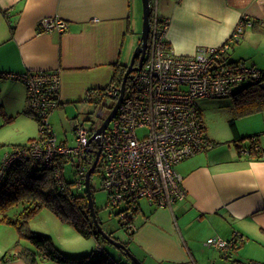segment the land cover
Segmentation results:
<instances>
[{
  "label": "crops",
  "instance_id": "1",
  "mask_svg": "<svg viewBox=\"0 0 264 264\" xmlns=\"http://www.w3.org/2000/svg\"><path fill=\"white\" fill-rule=\"evenodd\" d=\"M140 4L141 0H0V84L24 85L18 75L60 70L58 110L64 118L80 117L77 113L84 106L105 100L95 98L113 86L116 67L130 64L140 44ZM158 14L171 21L166 40L179 55L222 46L245 16L253 29L264 33V0H158ZM45 18L65 20L68 30L41 32L39 23ZM230 56L232 63L244 61ZM251 117L257 120L256 128L244 134L237 127L238 134L256 135L264 151V112ZM208 138L213 149L182 163L187 198L174 206V213L149 204V212L142 207L138 213L130 251L144 264H264V159L240 156L237 147ZM60 142L68 144L67 137ZM105 230L115 234L113 228ZM236 236L243 241L229 257L207 245L210 238ZM10 255L8 247L0 245V264H27L15 254L8 259Z\"/></svg>",
  "mask_w": 264,
  "mask_h": 264
},
{
  "label": "built area",
  "instance_id": "2",
  "mask_svg": "<svg viewBox=\"0 0 264 264\" xmlns=\"http://www.w3.org/2000/svg\"><path fill=\"white\" fill-rule=\"evenodd\" d=\"M150 1V34L143 67L108 128L99 136L100 142L90 140L103 123L87 128L77 120L73 124L74 146L60 142L50 118L61 106V71L25 72L18 78L27 90L30 112L40 126V138L16 148L0 163V183L5 172L18 161L51 168L57 180L63 179L64 166L70 163L76 187L82 190L96 152L101 149L96 170H102V187L109 205L117 210L129 236L137 229L135 222L143 202L174 213V206L187 198L184 178L176 166L214 148L198 100L234 96L236 87L258 82L263 72L256 65L232 63L228 58L232 44L240 42L246 27L253 25L247 16L222 46L200 47L195 54L179 55L166 40L171 21L160 18L158 0L156 6ZM68 27L60 18H45L39 23L40 31L46 33L61 34ZM120 88L109 87L104 96H99V102L110 97L116 104ZM256 141L254 138L252 144L259 149ZM247 152L244 148L242 154ZM242 241L239 236L231 240L214 237L207 240V245L228 257ZM97 251H102L100 244Z\"/></svg>",
  "mask_w": 264,
  "mask_h": 264
},
{
  "label": "rangeland",
  "instance_id": "3",
  "mask_svg": "<svg viewBox=\"0 0 264 264\" xmlns=\"http://www.w3.org/2000/svg\"><path fill=\"white\" fill-rule=\"evenodd\" d=\"M154 6L155 0H153ZM139 12V36L138 41L142 35L143 29V2L141 0ZM162 11V4H160ZM230 58L246 62L249 66L259 64L264 65V33L253 29L252 26L246 27L244 36L240 42L232 44L230 50ZM240 58V59H239ZM23 87V89L21 88ZM241 86L235 88L240 90ZM27 92L24 85L12 82H3L0 84V105L3 107L4 115L0 116V163L9 153H12L17 147L29 145L32 141L40 138V126L38 121L29 113V103L27 99ZM239 95H234L219 99H201L198 100V106L206 127L207 136L214 138L217 145L226 143L228 146L236 150V145L233 141L234 130L232 123L239 127L244 134L251 133L256 128L257 120L252 119L251 116L239 117L237 114V103H239ZM115 100L110 97H105L101 104H88L84 106V110L77 113L80 117L65 118L60 114L61 111L56 110L51 118L50 123L57 135L59 141H65L67 137L68 145L73 147L75 144L74 122L80 121L87 128L100 126L105 118L110 114ZM99 109H104V116L98 117ZM29 113H26L28 112ZM11 118L12 121H9ZM142 134V132H140ZM249 137V136H244ZM242 137V138H244ZM250 138L243 142L244 146L250 147ZM64 175L67 182L75 180L74 169L72 164L67 163L65 166ZM176 170L180 173L182 171V163L176 166ZM102 170L98 168L91 177V186L93 188V197L95 208L97 211V218L99 223L105 229L113 228L115 234L113 237L124 243L130 250L132 241L127 231L122 227L121 221L116 215L117 210H114L109 205L108 195L102 187ZM77 195L84 196L85 191L73 189ZM142 207L149 212L148 203L143 202ZM24 210L23 205L12 208L7 215L12 218H17ZM29 228L38 234L46 235L52 238L53 246L64 256L69 258H81L90 256L98 250L99 244L102 247L101 255H110L115 258L120 264H131L127 257L115 246L111 245L103 238L99 240L95 236H83L69 221H62L51 210L44 208L40 210L29 221ZM96 228V227H95ZM97 229V228H96ZM20 240L19 233L16 227L8 224L0 223V245L4 248L13 251L16 243ZM21 244L35 249L27 240H21ZM38 264H56L50 260H43L38 256Z\"/></svg>",
  "mask_w": 264,
  "mask_h": 264
},
{
  "label": "trees",
  "instance_id": "4",
  "mask_svg": "<svg viewBox=\"0 0 264 264\" xmlns=\"http://www.w3.org/2000/svg\"><path fill=\"white\" fill-rule=\"evenodd\" d=\"M126 70L127 66L116 67L113 79L114 87H121ZM261 70L263 72L258 82L245 83L241 86L242 89L237 90L236 94H234L240 96L239 103H237V114L239 117L264 112V69ZM132 85L133 80H128L126 84L127 92L130 91ZM105 93V91L98 92V97L95 100L98 101L99 96L102 97ZM1 115H4V110L0 105ZM9 119V121H12L11 118ZM232 126L234 130L233 141L240 156L248 157L249 159H264L263 150L254 148V144H251L250 147L243 145L246 139L250 138L252 143L254 138L257 140V136L242 138L239 136L234 122ZM244 148L248 150L245 155L242 154ZM64 164L65 161L63 162ZM1 166L0 164V169ZM73 189L80 190L76 187L75 180L67 182L65 175L63 179L57 180L51 168L34 167L29 161H18L10 166L0 183V223L16 227L20 240L16 243L13 251H10L12 255L8 259L15 254L14 257L24 260L27 264H38V256L43 260H50L56 264H120L110 255H101V251H95L94 254L81 258L66 257L55 249L51 237L35 233L29 228L30 219L40 210L47 208L60 220L74 224L83 236H95L99 240L101 237L97 233L90 213L86 188L80 190L85 191L84 196L75 194ZM19 205L24 206L21 214L17 218L9 217L7 213ZM21 240L29 241L35 249L22 245ZM4 258H7V255ZM127 259L131 264H135L128 257ZM238 263L241 264V262Z\"/></svg>",
  "mask_w": 264,
  "mask_h": 264
},
{
  "label": "water",
  "instance_id": "5",
  "mask_svg": "<svg viewBox=\"0 0 264 264\" xmlns=\"http://www.w3.org/2000/svg\"><path fill=\"white\" fill-rule=\"evenodd\" d=\"M143 2V29H142V35L140 38V44L136 48L133 57L131 59L130 64L127 66V70L125 72V75L123 77V82L120 88V97L118 101L116 102L115 106L111 110L109 116L104 120L102 126L97 130L95 133V136L90 140V143L92 141H96L97 143L100 142V135L103 134L106 129L108 128L110 122L116 115L117 111L119 110L124 97L126 93V84L128 80H133L134 75H132L133 72H139L141 71L144 61H145V56H146V51L148 47V40H149V34H150V17H151V1L150 0H142ZM138 61V66H135L136 62ZM102 112H98L97 116L102 117ZM101 155V149H99L96 152V158L94 162L92 163L91 167L89 168L87 174H86V196L88 199V205L90 209L91 216L94 220L95 226L97 228V233L100 235L101 238H103L105 241L110 243L111 245L115 246L117 249H119L125 256H127L133 263L135 264H144L139 258H137L130 250L129 248L122 243L121 241L115 239L114 237L111 236L99 223V220L97 218V213H96V208H95V203H94V198L92 194V188H91V177L92 174L96 171V168L98 166V162L100 159Z\"/></svg>",
  "mask_w": 264,
  "mask_h": 264
},
{
  "label": "flooded vegetation",
  "instance_id": "6",
  "mask_svg": "<svg viewBox=\"0 0 264 264\" xmlns=\"http://www.w3.org/2000/svg\"><path fill=\"white\" fill-rule=\"evenodd\" d=\"M135 66H138V61L136 62ZM136 74H137L136 72H133V73H132V75H134V76H136ZM100 111L102 112V114H103L102 117H103L104 114H105L104 109L99 110V112H100ZM100 157H101V155H100Z\"/></svg>",
  "mask_w": 264,
  "mask_h": 264
}]
</instances>
